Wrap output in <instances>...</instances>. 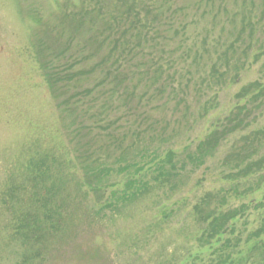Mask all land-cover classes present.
<instances>
[{"label":"rangeland","instance_id":"374dc122","mask_svg":"<svg viewBox=\"0 0 264 264\" xmlns=\"http://www.w3.org/2000/svg\"><path fill=\"white\" fill-rule=\"evenodd\" d=\"M256 90L264 0H0V264H264Z\"/></svg>","mask_w":264,"mask_h":264},{"label":"trees","instance_id":"16d2710c","mask_svg":"<svg viewBox=\"0 0 264 264\" xmlns=\"http://www.w3.org/2000/svg\"><path fill=\"white\" fill-rule=\"evenodd\" d=\"M257 92L263 94L264 93V90H256ZM248 93H250L248 90L245 91V93H243V95H248ZM258 93V94H259ZM241 121H238V124H240ZM233 129H236V128H233ZM232 129V131H233ZM230 130V129H229ZM229 130H223V131H214L213 135L208 138V140L206 141L205 145L208 146L209 148L212 147V144L213 145H216V143L218 142V140H221L219 139L220 136H223L224 133L226 132H229ZM231 131V130H230ZM259 135L261 136H264V132H257L255 134V138H257ZM198 152H199V156H198V160H200V156L203 158L204 157V154H202V149L199 147L198 149ZM207 153L205 152V155ZM261 168L264 167V158L263 159H260L258 160L257 162L255 163H252L250 164L249 166L250 167H253V166H260L262 165ZM45 167H42L40 170H39V173L44 176L45 172H46V169H44ZM101 172V175H106L108 171H103L102 169L100 170ZM169 175V174H168ZM237 215V210H234L232 213L230 211H227V212H218L216 213V211H209V212H206V215H204L205 217H203V215L201 216V220L203 221L202 223L206 222V221H209V224L207 226V229L205 231V235L203 237V239H207L208 238V234L209 232L211 233V235H218L220 233H224L226 231V228L229 224V222ZM200 218V217H199ZM52 226V225H51ZM39 228V226L35 225V230Z\"/></svg>","mask_w":264,"mask_h":264}]
</instances>
